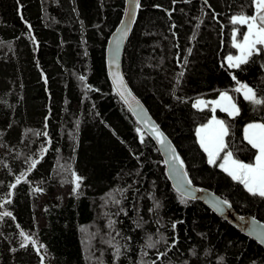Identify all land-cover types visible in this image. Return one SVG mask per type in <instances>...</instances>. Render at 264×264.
<instances>
[{
  "label": "trees",
  "instance_id": "obj_1",
  "mask_svg": "<svg viewBox=\"0 0 264 264\" xmlns=\"http://www.w3.org/2000/svg\"><path fill=\"white\" fill-rule=\"evenodd\" d=\"M124 2L0 0V213L12 214L0 219V264H264L255 240L174 190L153 139L113 90L105 46ZM139 5L122 59L130 88L191 182L264 223V198L219 167L224 152L210 165L196 135L214 114L228 129L225 152L254 163L243 128L264 123V104L234 89L239 81L264 99V52L239 68L225 63L237 52L233 28L238 40L246 31L231 17L253 15L252 0ZM221 92L238 116L193 107Z\"/></svg>",
  "mask_w": 264,
  "mask_h": 264
},
{
  "label": "snow or ice",
  "instance_id": "obj_2",
  "mask_svg": "<svg viewBox=\"0 0 264 264\" xmlns=\"http://www.w3.org/2000/svg\"><path fill=\"white\" fill-rule=\"evenodd\" d=\"M254 6V14L251 16H246L244 14L234 15L231 17V23L233 25H246L247 31L243 33V38L238 40V29L233 28L232 30V47L237 49L238 55H229L225 58L227 66L229 68H239L243 64H247L250 58L257 53L264 52V0H252ZM139 3L135 4V8H139ZM133 9L132 15L134 16ZM121 37L127 34V29H121ZM259 46V47H258ZM119 47V41H117V48ZM114 84L120 88H124L123 79L118 72L112 74ZM83 80V77H80ZM235 79V77H233ZM237 87L234 89L235 92L241 93L246 101H249L253 105L264 104V99L257 98L256 92L253 88L249 87L247 84H242L237 81ZM123 95V93H121ZM211 105L212 112L215 113L216 109L219 108L222 112H226L229 116L235 117L240 114V109L233 102L232 97L228 95L227 92H221L219 98L213 101L197 100L194 104V108H203ZM140 132V129H137ZM152 132L155 134L161 145L165 146L166 151H171L172 154V165L175 168L176 163H179L180 168H183V161L180 160L179 156L175 154V151L170 149V146L166 142L163 133L153 125ZM245 139L256 149L255 161L254 163L248 164L243 163L239 160L233 159L231 152H225L227 145L225 143V137L228 135V129L225 126L223 120H219L213 115V117L204 124L196 129V134L199 140L200 147L207 153L208 163L210 165H215L217 163V158L220 154L224 152L222 162L219 167L231 177L233 181L238 182L243 185V187L253 196H259L264 198V123H252L248 124L245 129ZM143 139V138H141ZM37 161L33 160L28 169L30 172L36 167ZM75 177L74 183L76 187H79L78 181L80 177ZM183 178L187 184H191L190 180H187V173H183ZM21 182V178L18 177L16 184ZM16 184L10 185V187L15 188ZM34 191H41L37 188ZM75 191V189H74ZM11 195V193H9ZM10 203V201H6ZM182 203L185 201L182 199ZM227 204V201H223ZM10 212L0 213V219L3 217L11 216ZM175 227V225H173ZM255 231V229H253ZM21 236H25L23 232L20 233ZM31 237L25 236V240H30ZM24 244L21 245L23 247ZM148 247H154V244H148ZM40 247H43L41 245Z\"/></svg>",
  "mask_w": 264,
  "mask_h": 264
},
{
  "label": "water",
  "instance_id": "obj_3",
  "mask_svg": "<svg viewBox=\"0 0 264 264\" xmlns=\"http://www.w3.org/2000/svg\"><path fill=\"white\" fill-rule=\"evenodd\" d=\"M140 3V0H125L123 12L120 20L118 21L115 28L110 33L106 46H105V65L106 72L109 82L116 92L118 97L122 100L125 106L128 108L130 113L136 119V121L141 125L142 129L153 139L165 165L166 176L171 183L172 187L180 195L187 199L199 201L207 206L213 213L218 217L227 221L230 225L235 227L237 230L245 234L246 236L255 240L264 249V223L251 215L239 214L228 202L224 204L225 201L215 192L209 190L208 188L187 184L183 178V173H186L184 164L183 168H180L177 162L175 168L172 165V154L171 151H166L165 146L161 145L156 138L155 134L152 132V126L155 125L161 133H163L164 138H166L167 144L170 149L175 151L176 148L173 145L169 137L163 132L154 118L151 116L146 106L143 104L141 99L132 91L128 82L125 79L123 69H122V59L123 52L125 48L126 41L129 37L133 24L135 22L138 8H135L136 3ZM133 9L134 16L132 15ZM127 29V34L121 37V29ZM117 41H119V47L117 48ZM118 72L123 79L124 88H118L113 82L112 74ZM123 93V95H121ZM47 149H45L44 153ZM76 176V175H75ZM77 177V176H76ZM75 180V177H74ZM187 180H190L187 175ZM191 181V180H190ZM76 186V183H75ZM255 229V231H253ZM34 249L37 251L36 245L32 242Z\"/></svg>",
  "mask_w": 264,
  "mask_h": 264
},
{
  "label": "rangeland",
  "instance_id": "obj_4",
  "mask_svg": "<svg viewBox=\"0 0 264 264\" xmlns=\"http://www.w3.org/2000/svg\"><path fill=\"white\" fill-rule=\"evenodd\" d=\"M246 26V25H245ZM246 31H247V27H246ZM245 31V32H246ZM229 55H233V56H235V55H238V51L235 53V54H228V55H226L225 56V58L227 57V56H229ZM225 63L227 64V62H226V60H225ZM229 95V94H228ZM230 96V95H229ZM219 98V97H218ZM217 98V99H218ZM216 99V100H217ZM197 100H204V101H206L205 99H203V98H199V99H197ZM196 100V101H197ZM195 101V102H196ZM207 102V101H206ZM200 126H202V125H200ZM200 126H198L197 128H199ZM197 135V134H196ZM198 138V137H197ZM199 141V140H198ZM206 153V152H205ZM207 154V153H206ZM207 160H208V156H207ZM61 166H62V168H63V165L62 164H60ZM60 174H59V177H60V179H64L65 177H66V170H64V168H63V170L60 168V170L58 171ZM76 175V174H75ZM77 176V175H76ZM73 183H74V178H73ZM78 183H79V181H78ZM74 186H75V183H74Z\"/></svg>",
  "mask_w": 264,
  "mask_h": 264
},
{
  "label": "crops",
  "instance_id": "obj_5",
  "mask_svg": "<svg viewBox=\"0 0 264 264\" xmlns=\"http://www.w3.org/2000/svg\"><path fill=\"white\" fill-rule=\"evenodd\" d=\"M252 123H259V122H250V123H248V124H252ZM248 124H246V125L244 126V128H243L244 137H245L244 129H245V127H246ZM254 161H255V160H254ZM221 162H222V160H221ZM221 162H220V163H221Z\"/></svg>",
  "mask_w": 264,
  "mask_h": 264
},
{
  "label": "bare ground",
  "instance_id": "obj_6",
  "mask_svg": "<svg viewBox=\"0 0 264 264\" xmlns=\"http://www.w3.org/2000/svg\"><path fill=\"white\" fill-rule=\"evenodd\" d=\"M125 3V2H124ZM37 254L39 255V256H41V252L37 249ZM41 259H42V257H41ZM145 264H149V261L148 262H146Z\"/></svg>",
  "mask_w": 264,
  "mask_h": 264
}]
</instances>
